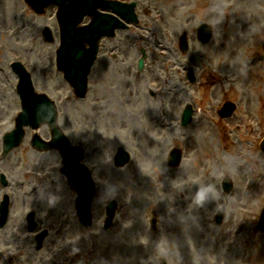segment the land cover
Masks as SVG:
<instances>
[{"label":"rangeland","instance_id":"rangeland-1","mask_svg":"<svg viewBox=\"0 0 264 264\" xmlns=\"http://www.w3.org/2000/svg\"><path fill=\"white\" fill-rule=\"evenodd\" d=\"M141 1L138 13L145 28L119 31L112 41L101 42L100 58L90 78L92 86L96 81L98 98L84 102L55 69L59 29L54 8L36 15L23 0H0V173L9 181L7 186L0 184V199L6 193L11 200V218L0 228V264H264V232L253 227L264 204V161L258 147L264 136V57H259L262 67L251 62L254 52L262 54L264 1L249 0L236 8L231 7V0ZM142 7L151 10L144 13ZM256 9L262 10L260 21ZM201 21L213 28L204 45L196 38ZM44 25L51 29L54 42L43 39ZM182 32H187L189 41L185 54L178 48ZM140 47L151 62L144 89L155 93L147 100L151 112H144L148 117L145 137L139 120L133 123L136 119L129 116L132 108L123 97L129 87L126 75L119 74ZM111 52L117 54L116 59H111ZM103 59L107 64H102ZM14 60L26 66L35 88L55 100L65 134L73 144H86L85 161L98 163L100 176L106 178L104 188L96 181L98 195L92 203L89 228L78 221L64 181L52 167L60 161L57 152L35 154L23 142L1 156L2 133L13 128L14 114L20 110L17 78L10 68ZM187 65L193 67L197 82H186ZM175 95L179 104L197 107L193 124L183 129L165 125L175 124L176 116L162 117L164 98ZM226 99L237 108L228 120H220L215 109ZM39 134L49 137L45 125ZM116 144L130 151L132 165L117 170L113 185L105 160L110 161ZM176 145L182 150L181 163L168 167V152ZM155 155L159 158L154 159ZM31 158L33 167L19 174L23 162ZM47 171L49 176L36 182ZM20 175L25 176L22 185ZM224 176L233 181L230 194L222 189ZM35 182L38 197L34 200L27 197L25 188ZM109 197L120 200L123 208L116 214L118 226L103 231L100 220ZM29 210L35 213V228L48 231L40 249L35 248L32 230L26 228V216L21 217ZM150 211L181 214L186 234L183 248H167V234L163 238L161 230L148 236V230L132 228ZM213 214H221V224L211 219ZM14 251L15 257L9 254Z\"/></svg>","mask_w":264,"mask_h":264},{"label":"water","instance_id":"water-1","mask_svg":"<svg viewBox=\"0 0 264 264\" xmlns=\"http://www.w3.org/2000/svg\"><path fill=\"white\" fill-rule=\"evenodd\" d=\"M27 1H29V3L36 9L37 12H42L43 6L50 2L59 4L60 8L58 11V16L62 32V45L58 50V66L65 71L66 78L71 80L75 85H78L80 80H84L85 73L87 72V69L90 66L95 55L98 34L102 33L97 31V16L99 13V11H97V7L99 5H105L110 2L104 1L105 3H103L99 0ZM115 9L117 8L115 7ZM85 14H89L92 17L91 23L88 25V27L77 28L76 24ZM117 23V21H113L112 25H116ZM112 25H110V28H112ZM103 32L106 33V30H103ZM87 41L91 46L89 51L81 47L82 45H84L83 42ZM13 67L15 72H17L20 76L18 91L22 98L23 110L18 117L17 128L12 132V137H10L13 141L7 144V148L16 145L19 142L23 125L30 124L36 128L41 125V122L49 121V123L52 124L51 130L56 134L55 137H57L62 142V144L54 143L53 145L58 146L61 151L64 152L63 150H65V146L68 147L69 145L63 134L53 123L55 112L50 101H48L42 95H35L32 93L28 74L20 64L15 63ZM83 87L84 85L82 84L81 88H79L80 93L84 92L85 88L83 89ZM38 138L39 137L37 135L33 137L34 141L40 144ZM261 145L264 149V139ZM41 146L43 147L44 145L41 143ZM71 155L72 152L64 154V162L66 165L69 157L73 160V157H71ZM68 164L71 166L66 167V165H64L62 169L69 175L71 186L78 190V193L80 195H78V198L76 200V206L81 214H87L83 219L89 223V198L91 182L86 171L83 168L79 167L80 169H77L76 165L73 166L72 162H70L69 160ZM83 176L84 178H87V181H81L80 178H83ZM2 204L3 205L1 208V213L3 214V217H5L7 214V200L5 199ZM113 208L114 205L111 204V206L108 208V211L112 213ZM259 226L261 229H264V208L260 216Z\"/></svg>","mask_w":264,"mask_h":264},{"label":"flooded vegetation","instance_id":"flooded-vegetation-1","mask_svg":"<svg viewBox=\"0 0 264 264\" xmlns=\"http://www.w3.org/2000/svg\"><path fill=\"white\" fill-rule=\"evenodd\" d=\"M133 62L130 66L127 67L126 71L121 70L119 71V74L125 76L127 78L128 86L130 88L129 97L131 98L130 107L132 108L129 116L132 119L139 120L141 122V132L144 130V121L147 119V116L144 114V112L147 114L148 111L151 112V108L147 105L145 96L147 93L144 91V87L147 84L148 80V74H146V71L149 70V62L147 61V54L146 58L144 60V68L142 71H138L137 69V61L136 58L132 57ZM114 71V69L112 68ZM102 78L99 77L98 83H101ZM139 87L141 88V92H139ZM154 94V92H150V95ZM95 97H98L96 95ZM161 111L166 117H174L178 115V117H181L182 114V103L181 107L179 105V99L176 96L175 98L163 102L161 104ZM104 141H101V144H104ZM86 159V154H85ZM92 164L95 167V173L98 177L102 178L103 176H100V172L97 170L99 167L98 163L94 162H88ZM105 163L107 165V172L112 178L114 175V169L115 165L113 157L110 159V161L107 162L105 160ZM111 184L115 185V181L113 178L111 179ZM181 214H159V221H160V230L162 237L165 238L167 234V241H165L167 248L173 247L174 249L182 248L184 245V237L183 232L179 231V224H180ZM183 223V221H182ZM140 225H144V222L141 221L140 223H137ZM136 225V224H135ZM150 230H155V227H149ZM170 228V229H167Z\"/></svg>","mask_w":264,"mask_h":264},{"label":"bare ground","instance_id":"bare-ground-1","mask_svg":"<svg viewBox=\"0 0 264 264\" xmlns=\"http://www.w3.org/2000/svg\"><path fill=\"white\" fill-rule=\"evenodd\" d=\"M237 1H241V2H243V3H245V2H248L249 0H237ZM254 2H256L257 4H260V3H262L260 0H253ZM252 1V2H253ZM237 5V4H236ZM235 5V6H236ZM257 10V13H256V17H257V19H258V21H260V20H262V10L261 9H256ZM256 19V20H257ZM258 61V60H257ZM236 66V60H234L233 61V67H235ZM151 138V137H150ZM253 161H254V159H253ZM160 163H157V165H159ZM186 235V234H185Z\"/></svg>","mask_w":264,"mask_h":264}]
</instances>
